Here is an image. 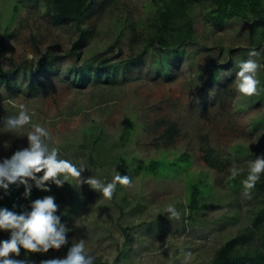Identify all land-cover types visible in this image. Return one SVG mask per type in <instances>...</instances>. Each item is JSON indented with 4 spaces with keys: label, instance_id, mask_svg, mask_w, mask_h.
<instances>
[{
    "label": "rangeland",
    "instance_id": "obj_1",
    "mask_svg": "<svg viewBox=\"0 0 264 264\" xmlns=\"http://www.w3.org/2000/svg\"><path fill=\"white\" fill-rule=\"evenodd\" d=\"M192 2L194 42L177 57L166 55V71L159 68L158 55L146 54L134 66L114 68L112 81L98 85L88 78L87 85L80 86L74 71L85 60L96 64L93 59L103 56L115 65L142 50L132 44L128 32L120 36L121 52L118 47L108 48L126 19L132 23L147 19L154 11L151 0H111L87 23L93 37L81 57L70 52L77 36L74 25L54 24L41 0H0V41L6 46L3 56L0 45V71L6 75L24 70L14 78V92L0 97V161L27 147L26 134L39 123L50 131L49 147L58 148L60 158L85 168L83 178L94 176L106 183L121 174L132 180L131 187L118 184L111 200L87 184L76 188L74 180L58 187L63 202L56 214L68 228V243L43 254L21 249L20 256L13 258L27 259L29 264L64 258L74 240L84 239L89 254L101 258V264H181L188 251L192 253L189 264H210L222 244L251 223L261 194L254 188L246 199L241 182L248 175L249 161L264 156L263 67L257 73L258 94L239 96L234 80L243 55H248L249 26L234 18L215 24L207 16L205 0ZM255 50L261 53L260 47ZM44 58L53 59L55 69L42 74L44 89L30 91L26 71ZM254 59L262 65L261 56ZM215 64L220 78L212 80ZM20 104L27 106L29 114L35 113L31 124L17 135L3 132V118L18 114ZM129 124L135 134L124 148L115 149L111 144H119ZM95 126L104 131L109 158L122 154L127 169L123 163L102 169L88 164L90 148H81L82 134ZM169 126L176 133L167 144L164 133ZM206 145L221 157L220 170L207 165L202 150ZM184 153L190 156L186 172L178 169L153 178L139 170L151 160L174 161ZM234 165L243 172L235 178L241 179L237 184H230ZM199 182L204 190L201 209L187 220L188 189ZM15 185L19 184L9 187ZM5 192L0 188V196ZM169 204L180 211L181 219H168L164 209ZM122 226L130 228L133 238L127 245ZM9 237V232L0 231V241Z\"/></svg>",
    "mask_w": 264,
    "mask_h": 264
},
{
    "label": "trees",
    "instance_id": "obj_2",
    "mask_svg": "<svg viewBox=\"0 0 264 264\" xmlns=\"http://www.w3.org/2000/svg\"><path fill=\"white\" fill-rule=\"evenodd\" d=\"M47 13L51 16L54 24L62 23L73 24L77 36L71 44L70 52L76 57H81L84 54L90 38L93 37L92 29L87 25L89 21L98 12H103L111 5V0H41ZM207 16L215 23L222 24L226 20L239 19L247 23L249 26V52L251 49L261 48V63L264 66V0H205ZM113 5V4H112ZM151 5L154 11L147 19L140 20L137 23H132L128 19L125 21V26L118 28L119 36L108 49L117 48L120 50V36L123 37L124 32H128L131 36L132 44H139L142 50L133 53L125 60L118 64H109L108 59L101 58L93 59L96 64L85 60L82 66L75 69L74 73L78 79V85L86 86L88 78L97 81L101 85V81H112L110 79L111 71L114 68L124 69L125 66H134L141 60H144L146 54L158 55V65L163 71L169 66L166 55L177 57L188 44L194 42V3L192 0H151ZM111 7V6H110ZM115 8V7H114ZM113 12V11H112ZM111 12V14H112ZM2 46V55L6 54V46L0 41ZM121 52V50H120ZM247 54H244L242 59L245 60ZM168 58V57H167ZM233 63V60H230ZM113 66V67H112ZM20 68V67H19ZM218 64H215L211 79L217 80L220 75L217 73ZM55 69L53 59L44 58L39 64H31L28 75L29 83L27 89L30 91H39L45 88L42 74L53 71ZM23 69L20 68L22 72ZM18 71H9L5 75L0 71V97L4 92H14ZM24 71V70H23ZM70 73L73 71L70 70ZM22 74H24L22 72ZM262 85L264 87V67L262 74ZM229 81H226L224 88L227 87ZM2 85L5 86L2 88ZM5 89V90H3ZM1 100V98H0ZM176 133L174 126H169L164 135L167 139V144L171 142L172 137ZM135 134L132 124H129L120 135L119 144H111L115 149L124 148L128 138ZM82 138L84 142L81 148L85 150L89 146V161L88 164L97 166L99 169L107 168L113 165L123 163L125 169L128 168V160L122 154H117L115 157L109 158L107 154L108 142L104 139V131L98 126L86 128L83 131ZM167 146V145H165ZM204 159L208 166L213 169L220 170L221 157L217 155L209 146L202 148ZM108 159H107V158ZM110 160V161H109ZM190 166V156L186 153L179 156L174 161H169L165 157L154 159L144 165L139 166L141 174L145 177L159 178L166 173L183 169L185 172ZM124 171H122L123 173ZM43 175V174H41ZM40 176V175H39ZM238 180L232 179L230 184H237ZM31 185L30 195L24 196L25 186L15 185L9 187L4 194L0 196V208H7L11 211L21 213L30 211L32 201L43 198L47 195L55 197V201L59 206L58 212L62 209V193L58 190L55 184H48L51 191L45 192L38 189L33 181H29ZM255 190L261 194L260 203L251 217V223L242 228L234 237L226 240L222 246L215 252L210 264H264V174H261L260 180L255 186ZM204 196L202 183L190 184L188 189L187 209L189 214L186 219L191 220L194 214L201 209V201ZM129 227L122 226V232L125 236V244L131 243L133 238L129 232ZM70 246V245H69ZM101 258H95L94 264H101Z\"/></svg>",
    "mask_w": 264,
    "mask_h": 264
},
{
    "label": "clouds",
    "instance_id": "obj_3",
    "mask_svg": "<svg viewBox=\"0 0 264 264\" xmlns=\"http://www.w3.org/2000/svg\"><path fill=\"white\" fill-rule=\"evenodd\" d=\"M261 53L255 49L248 52V59L241 61L234 80L235 90L241 97H252L258 94L260 84L257 73L262 66L255 57ZM13 103V101H9ZM15 106V105H14ZM18 114L3 118V132L17 135L31 124L33 112L29 114L26 105L20 104ZM28 146L17 150L10 158L0 161V188L7 190L11 184L25 186L24 196L27 198L31 192L29 181L45 192L51 191L48 184L57 187L69 180L75 181V187L80 188L87 184L92 190L111 200L117 185L131 187L132 180L128 175L117 174L111 181L103 182L91 176L83 178L84 167H78L72 161L60 158L58 148H50L49 141L52 139L47 127L37 123L31 126L27 132ZM8 147V144H5ZM231 178L235 179L243 172L242 168L235 165L230 169ZM43 173L38 176L37 174ZM264 174V156L249 161L248 175L241 183L242 195L246 199L251 198V192ZM59 206L52 195L36 199L30 204V211L17 213L7 208H0V231L10 233L7 240L0 241V264H29L27 259H15L19 257L21 249L25 253H47L50 249L59 250L68 243V228L61 222V217L56 213ZM169 220L181 219V213L174 204H169L164 209ZM185 207L184 215H188ZM76 226L79 227L78 220ZM165 248L167 245L165 244ZM192 258L190 251L183 253L181 264H189ZM95 257L89 254L84 239L74 240L64 258L44 260L41 264H94Z\"/></svg>",
    "mask_w": 264,
    "mask_h": 264
}]
</instances>
